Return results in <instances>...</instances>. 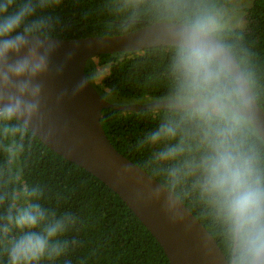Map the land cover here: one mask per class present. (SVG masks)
I'll list each match as a JSON object with an SVG mask.
<instances>
[{
  "label": "trees",
  "instance_id": "trees-1",
  "mask_svg": "<svg viewBox=\"0 0 264 264\" xmlns=\"http://www.w3.org/2000/svg\"><path fill=\"white\" fill-rule=\"evenodd\" d=\"M227 4L228 0H61L59 6L39 14L51 19L49 37L72 40L123 34L154 22H176L203 30L216 10ZM246 19L245 30L221 29L213 35L233 55L264 111V0H253ZM197 22H204L203 26L197 27ZM193 54L201 73L190 82L181 70V58ZM94 59L86 62L85 78L110 101L220 99L241 106L227 71L190 49L158 46ZM97 69L103 71L99 82L94 79ZM221 109H105L100 124L117 152L164 185L192 212L230 264L229 241L196 187L195 175L186 174L179 180L171 175L174 169L187 173V164L200 158L208 137L217 130H229L236 141L264 161V143L248 122L231 119ZM164 121L177 127L178 134L170 143H182L185 149L169 161L156 158L163 146L141 145L144 136ZM22 186L39 188L45 207L75 220L63 237L69 248L58 264H169L156 240L114 192L55 154L18 120L0 121V195L9 198L0 203V212Z\"/></svg>",
  "mask_w": 264,
  "mask_h": 264
},
{
  "label": "water",
  "instance_id": "water-1",
  "mask_svg": "<svg viewBox=\"0 0 264 264\" xmlns=\"http://www.w3.org/2000/svg\"><path fill=\"white\" fill-rule=\"evenodd\" d=\"M55 50L46 78L39 77L38 112L16 118L43 145L77 165L114 192L162 248L169 264H229L212 235L164 185L112 146L100 124L101 112L224 108L245 119L264 143V111L233 57L210 33L176 22H154L113 36L72 40L49 37ZM174 46L204 54L232 78L241 106L220 99L204 101L152 100L141 103L107 100L84 75L86 62L96 56L140 52ZM14 84L0 86V108Z\"/></svg>",
  "mask_w": 264,
  "mask_h": 264
},
{
  "label": "clouds",
  "instance_id": "clouds-1",
  "mask_svg": "<svg viewBox=\"0 0 264 264\" xmlns=\"http://www.w3.org/2000/svg\"><path fill=\"white\" fill-rule=\"evenodd\" d=\"M61 0H0V86L14 84L0 121L31 117L38 112L39 77L49 70L55 44L47 15ZM204 22H197L202 27ZM181 70L194 81L201 68L195 54L181 58ZM8 131L7 128L4 129ZM177 127L164 121L147 133L142 146H163L161 161L174 160L185 151L170 141ZM187 173L174 169L175 180L195 175L196 187L223 226L230 245V264H264V161L229 130H217L206 142V151L187 164ZM9 199L0 195V203ZM37 187L22 186L0 212V264H58L69 248L64 239L73 217L45 207Z\"/></svg>",
  "mask_w": 264,
  "mask_h": 264
},
{
  "label": "rangeland",
  "instance_id": "rangeland-1",
  "mask_svg": "<svg viewBox=\"0 0 264 264\" xmlns=\"http://www.w3.org/2000/svg\"><path fill=\"white\" fill-rule=\"evenodd\" d=\"M252 3L253 0H228V4L218 8L216 12L208 19L206 24H204L202 29L210 34H214L217 30L221 29L245 30L248 25L246 16L252 7ZM93 61H95V59H93ZM102 74V69H97L95 71L94 79L96 82H99ZM95 85L96 84H94V86ZM220 112L227 115L231 119H239L240 121L243 120V118L239 115L226 109H221Z\"/></svg>",
  "mask_w": 264,
  "mask_h": 264
},
{
  "label": "bare ground",
  "instance_id": "bare-ground-1",
  "mask_svg": "<svg viewBox=\"0 0 264 264\" xmlns=\"http://www.w3.org/2000/svg\"><path fill=\"white\" fill-rule=\"evenodd\" d=\"M40 78L45 79L46 78L45 73Z\"/></svg>",
  "mask_w": 264,
  "mask_h": 264
}]
</instances>
